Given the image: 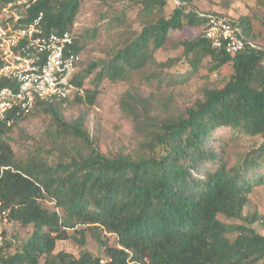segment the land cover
Masks as SVG:
<instances>
[{
    "label": "trees",
    "instance_id": "16d2710c",
    "mask_svg": "<svg viewBox=\"0 0 264 264\" xmlns=\"http://www.w3.org/2000/svg\"><path fill=\"white\" fill-rule=\"evenodd\" d=\"M16 1L0 0V12ZM83 1L38 0L24 24L42 14L47 34L75 32ZM129 1L142 7L139 14L144 18L164 12L171 2L176 8L168 18L149 22L137 33H125L116 51L80 73L79 85L94 75V90L84 98L40 100L33 111L13 112L0 120V210L9 212L8 225L34 228L12 255L2 254L13 240L5 231L0 264L263 263L264 236L251 226L264 227V214L243 218L252 194L264 187V47L254 40L251 21L246 16L236 22L218 12L199 11L194 0ZM198 12L230 19L263 50L248 47L236 55L213 50L203 38L205 23ZM111 23L112 28L122 26L124 17ZM187 30L201 31L194 38L173 40V33ZM75 36L78 52H83L88 39L76 32ZM175 45L189 66L179 75L184 83L199 73L206 59L209 76L223 70L230 73L221 88L205 89L202 99L185 112H173L167 103L153 104L139 94L124 96L121 110L142 140L134 153L108 157L86 131L83 118L67 120L65 107H94L105 81L131 83L147 73L148 82H172L165 71L174 68V60L159 64L156 55ZM8 86L0 81V90ZM34 112L48 118L46 133L54 142L74 138L86 152L77 146L56 152L52 165L33 154L19 159L10 134ZM245 140L253 143L247 149ZM46 201L54 204L53 210L44 207ZM221 217L246 225H228ZM70 232L80 235L83 246L86 233L92 232L104 256L55 253L58 242L71 239ZM103 233L115 236V243L103 241Z\"/></svg>",
    "mask_w": 264,
    "mask_h": 264
},
{
    "label": "rangeland",
    "instance_id": "374dc122",
    "mask_svg": "<svg viewBox=\"0 0 264 264\" xmlns=\"http://www.w3.org/2000/svg\"><path fill=\"white\" fill-rule=\"evenodd\" d=\"M193 7L199 11H211L227 15L236 22L246 16L252 23L254 40L264 47V0H194ZM175 8L176 4L171 2L164 12L156 11L150 18H144L139 14L142 7L129 0H84L74 28L79 36H86L88 39L83 45L81 74H85L87 67L92 63L107 59L110 52L116 51L124 42L125 33H137L149 22L155 23L162 17L168 18ZM121 16L124 17V24L112 28L110 21ZM200 31L187 30L184 34L173 33L172 37L178 43L185 38H194ZM168 49L157 53L156 62L161 64L171 59L174 60V68L165 71L166 74L173 77L172 82L166 81L162 84L148 82L144 79L147 73L135 76L131 83L114 84L105 81L99 88L100 94L94 107L84 104L65 107V115L68 121L72 122L79 118L85 120L86 131L91 135L98 149L106 156L118 157L122 153L132 154L142 141L134 123L121 110L122 99L128 93L139 94L145 99L150 98L153 104L167 103L173 112H185V110L193 108L202 99L205 89L221 88L223 86L222 80L230 73L223 70L209 76L207 70L210 66V60L206 59L202 63L199 73L184 83L179 75L187 73L189 66L187 61L183 59V51L176 45ZM93 80L94 75L85 82L86 92L94 90ZM49 125L48 118L34 112L13 129L10 137L19 159L33 154L46 159L52 165L56 152L64 150L69 152L75 146L86 152L85 145L74 138L65 143L54 142L46 133ZM221 134H225V132H220L218 135ZM252 144V141L245 140L244 149L249 148ZM43 204L49 210L54 208V204L50 201ZM263 214L264 187L257 189L252 194L243 218L250 219L254 215L261 216ZM220 219L228 225H246L243 220L233 221L223 217ZM251 228L264 236V227L260 223L251 226ZM5 231L6 236L13 240L10 247L5 245L2 254L12 255L30 238L34 228L32 226L22 228L20 225H9ZM69 236L71 239L68 241L58 242L55 253L65 252L75 258H79L86 252L95 257L104 256V249L92 232L86 233L85 246L81 243L80 235L70 232ZM236 236L237 234L234 233L230 237L234 239ZM102 240L114 244L116 237L103 233Z\"/></svg>",
    "mask_w": 264,
    "mask_h": 264
},
{
    "label": "built area",
    "instance_id": "2783aa9c",
    "mask_svg": "<svg viewBox=\"0 0 264 264\" xmlns=\"http://www.w3.org/2000/svg\"><path fill=\"white\" fill-rule=\"evenodd\" d=\"M37 1L18 0L0 12V81L9 84L0 90V120L13 112L33 111L40 100L72 101L86 95L85 86L77 83L83 52H78L75 32L47 34L42 28V14L31 24H24ZM197 15L205 23L203 38L213 50L228 55L248 47L263 50L249 42L230 19L203 12ZM8 218L9 212L0 210V247Z\"/></svg>",
    "mask_w": 264,
    "mask_h": 264
}]
</instances>
